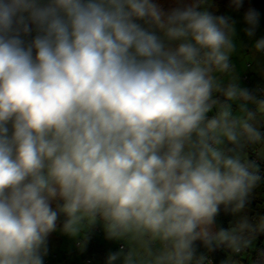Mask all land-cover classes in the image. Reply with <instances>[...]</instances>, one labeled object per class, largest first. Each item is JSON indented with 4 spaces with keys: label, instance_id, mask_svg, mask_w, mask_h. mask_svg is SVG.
<instances>
[{
    "label": "clouds",
    "instance_id": "9594fccd",
    "mask_svg": "<svg viewBox=\"0 0 264 264\" xmlns=\"http://www.w3.org/2000/svg\"><path fill=\"white\" fill-rule=\"evenodd\" d=\"M203 2L0 0V264H43L60 214L69 236L99 221L124 241L107 264H206L197 240L242 253L264 232V217L215 228L261 179L243 149L264 156V100Z\"/></svg>",
    "mask_w": 264,
    "mask_h": 264
},
{
    "label": "rangeland",
    "instance_id": "374dc122",
    "mask_svg": "<svg viewBox=\"0 0 264 264\" xmlns=\"http://www.w3.org/2000/svg\"><path fill=\"white\" fill-rule=\"evenodd\" d=\"M181 5L184 4V0ZM187 3H191L192 0H185ZM234 1V4L231 3L224 5V2L220 0H204L203 4L200 5L201 9L209 11L214 16H222L225 17L229 24L233 29V41L236 45L235 51L230 56V62L233 69V75L236 77V82L241 88L244 86L246 81L241 78L243 73V67L245 62L256 63V61L260 58V53L254 47L255 43L264 39V0H231ZM159 5H170L174 4V0H157ZM193 2V1H192ZM179 3V0H178ZM177 3V4H178ZM162 7V6H161ZM163 8V7H162ZM218 8V9H217ZM166 10V7L165 9ZM249 12L256 13V22L254 24H250L246 16ZM253 29V35L249 36L247 34L248 29ZM257 75V67L254 66L253 74L250 75V80H253ZM260 145L257 146V149ZM248 157V154H247ZM249 158V157H248ZM256 189V191L254 190ZM250 196L256 197V209L254 214H245L247 211L243 209L240 213L234 214V224L240 219V217H247L249 219L252 217V222L255 223L262 215V209L264 210V186L261 183H257V188H253L250 192L248 198ZM263 216V215H262ZM98 227L104 229L103 224L101 222H96ZM234 226V225H233ZM79 236L72 237L68 234L64 233L60 228H58L54 235L51 233L46 238V254L50 256L52 250L55 251L53 257L55 258L58 255L63 260L74 261L72 255L79 257L82 254V245H80ZM124 242V241H123ZM257 242L256 238L252 241V246L246 248L240 255V259H234L232 264H251L252 259L250 255V251L253 248L254 243ZM264 244V239L262 240ZM126 246V245H125ZM127 248V246H126ZM109 249L111 253L118 252L120 248L118 246L112 247L109 245ZM44 253V255H45ZM43 255V256H44ZM46 256V255H45ZM228 258H232L231 252L228 253ZM87 262V261H86ZM231 262V261H230ZM93 261L92 264H94ZM73 264V263H71ZM115 264H123L122 258L118 259ZM230 264V263H229Z\"/></svg>",
    "mask_w": 264,
    "mask_h": 264
},
{
    "label": "trees",
    "instance_id": "16d2710c",
    "mask_svg": "<svg viewBox=\"0 0 264 264\" xmlns=\"http://www.w3.org/2000/svg\"><path fill=\"white\" fill-rule=\"evenodd\" d=\"M220 1L224 2L225 3L224 5L229 4V3H231L232 5L234 4V1H231V0H220ZM182 2H183L182 0H179V4H181ZM161 6L163 7V9H165L166 7L165 11L169 10L170 8L176 7V5L174 4H170V5L162 4ZM29 35L30 36L22 34V38L24 37L25 38L24 40L26 42L30 41L36 35L35 30H33V32L30 33ZM259 52L264 53V51H259ZM263 60H264V55L260 54V58L259 60H257L255 66L257 67L258 64ZM230 66L232 67L231 62H230ZM253 67H254V63L245 62L244 67H243L244 70L241 75V78H243L246 81L247 86L253 92L255 91L256 93H260L262 96H264V84L259 85L257 89H255L254 87L255 84L253 80L249 79L250 75L253 74ZM260 69H262V67ZM261 133L264 134V131H261ZM227 146L231 147L230 144ZM243 151L248 154L249 160L255 161L256 164L259 165V169L263 166L264 156H260L257 150L252 148L251 145L243 149ZM258 174L261 177L259 183H261L264 186V176L261 175L260 171ZM254 188H257V185ZM254 190L256 191V189ZM256 202H257V199L256 197H253V196H250V198L246 199V206L244 209L247 212L245 214L249 213V216L250 214L251 215L254 214L256 206H257ZM262 215L261 217H264L263 209H262ZM64 219L65 217L63 216V214H60L58 222H57V229L58 228L62 229ZM248 220L252 222V217H250ZM97 225H98L97 223L93 224L89 229L84 230L83 235H79L78 239H80V245H82V254L79 257L72 255L71 257L74 258V261L72 260L68 261V259L63 260L58 255H56L54 258L53 255L51 254H55V251L52 250L50 256H48L46 253H45L46 256L43 254L44 255L42 257L43 264H71V263L73 264H92L93 261H95L94 264H107L108 256L111 253L109 249V245L112 246L113 248L118 246L121 249L123 247L124 250L127 251L125 243L122 240L109 239L106 235L105 229L98 227ZM233 225H234V214L230 210L226 211L224 206L221 205L220 211L215 218L216 230L229 229ZM55 231L51 232V234L54 235ZM255 238L257 242L254 243L253 248L250 251L252 262L258 259V254L260 252H264V244L262 243V240L264 239V232L255 234ZM194 245H195L196 255L203 254L206 258V264H208V262H210V264H229V263L232 264L234 259H240L239 255L241 253H233L231 249H228L224 246H219V247L213 246V248L209 250L204 246L203 242L199 240L194 242ZM230 252H231L232 258H228V253ZM115 263L116 261L114 262V264Z\"/></svg>",
    "mask_w": 264,
    "mask_h": 264
},
{
    "label": "crops",
    "instance_id": "0c3cea01",
    "mask_svg": "<svg viewBox=\"0 0 264 264\" xmlns=\"http://www.w3.org/2000/svg\"><path fill=\"white\" fill-rule=\"evenodd\" d=\"M186 2L187 1H185L184 0V4H186ZM174 5H176V6H178V1H176V0H174ZM178 3V4H177ZM179 5H181V4H179ZM259 60V59H258ZM257 62V61H256ZM255 64L256 63H254V66H255ZM260 64V65H259ZM258 64V66H257V75L254 77V79H253V82H254V87H255V89H257V87L259 86V85H261V84H264V60L263 61H261L260 63ZM262 67V69H260L261 67ZM253 69H254V67H253ZM251 76H252V74H251ZM239 87H241V86H239ZM243 89H247L250 93H252L258 100H264V96H262L260 93H256L255 91L253 92L248 86H247V83H244V86L242 87ZM217 96L221 99V100H223L224 98H223V96H221L220 94H217ZM236 104H233V108H236ZM248 108L250 109V110H254L255 109V105H253V104H248ZM214 114V111L213 112H210L208 115L209 116H211V115H213ZM258 126H259V130L260 131H264V120H261V121H259V123H258ZM257 146L258 145H251V147L252 148H254V149H256L257 150ZM261 156V155H260Z\"/></svg>",
    "mask_w": 264,
    "mask_h": 264
},
{
    "label": "built area",
    "instance_id": "2783aa9c",
    "mask_svg": "<svg viewBox=\"0 0 264 264\" xmlns=\"http://www.w3.org/2000/svg\"><path fill=\"white\" fill-rule=\"evenodd\" d=\"M259 171L261 172V175L264 176V164H263V166L259 169Z\"/></svg>",
    "mask_w": 264,
    "mask_h": 264
},
{
    "label": "flooded vegetation",
    "instance_id": "af4514ba",
    "mask_svg": "<svg viewBox=\"0 0 264 264\" xmlns=\"http://www.w3.org/2000/svg\"><path fill=\"white\" fill-rule=\"evenodd\" d=\"M28 36H30V35H28ZM29 38V37H28ZM23 39H25L24 37H23Z\"/></svg>",
    "mask_w": 264,
    "mask_h": 264
}]
</instances>
